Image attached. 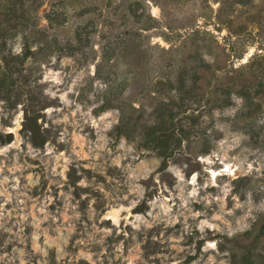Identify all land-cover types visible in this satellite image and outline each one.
<instances>
[{"label": "rangeland", "instance_id": "rangeland-1", "mask_svg": "<svg viewBox=\"0 0 264 264\" xmlns=\"http://www.w3.org/2000/svg\"><path fill=\"white\" fill-rule=\"evenodd\" d=\"M31 20L0 87V264H230L254 242L261 263L264 0H39ZM162 106L184 135L166 159L141 130Z\"/></svg>", "mask_w": 264, "mask_h": 264}, {"label": "trees", "instance_id": "trees-1", "mask_svg": "<svg viewBox=\"0 0 264 264\" xmlns=\"http://www.w3.org/2000/svg\"><path fill=\"white\" fill-rule=\"evenodd\" d=\"M39 6V0H0V87L6 85L8 81L14 82L15 77L20 72L19 64L26 57L28 50L23 56L12 55L7 48V43L15 38L18 33H23L33 26L31 20V11ZM58 16V15H56ZM50 21L56 22V17H49ZM28 47L26 43L25 48ZM15 77V78H14ZM104 105H102V108ZM176 112L162 106L161 111L157 115V120L153 124L143 125L142 135L144 144L166 159L171 156L173 151L180 145L184 135H182L183 127L180 124L176 131L177 124L174 122ZM124 122V121H123ZM128 122L123 123L122 133L133 135L138 124L134 125L130 131H124L128 126ZM10 136V134H8ZM264 234V222L261 224L260 235ZM257 239V238H256ZM239 254H233L230 264H264V259L258 263L254 259L256 255V243L244 245L241 247ZM259 255V254H257Z\"/></svg>", "mask_w": 264, "mask_h": 264}, {"label": "bare ground", "instance_id": "bare-ground-1", "mask_svg": "<svg viewBox=\"0 0 264 264\" xmlns=\"http://www.w3.org/2000/svg\"><path fill=\"white\" fill-rule=\"evenodd\" d=\"M229 167V165H226V168H228ZM214 175V174H213Z\"/></svg>", "mask_w": 264, "mask_h": 264}]
</instances>
